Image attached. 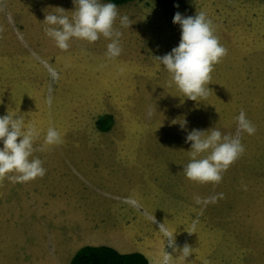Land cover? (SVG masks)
Segmentation results:
<instances>
[{
	"label": "rangeland",
	"instance_id": "1",
	"mask_svg": "<svg viewBox=\"0 0 264 264\" xmlns=\"http://www.w3.org/2000/svg\"><path fill=\"white\" fill-rule=\"evenodd\" d=\"M58 8L71 18L75 4L0 0V116L21 115L25 128L36 127L33 157L47 170L26 183L0 180V264H25L27 252L38 248L33 242L43 253L60 251L57 234L73 232V220L80 227L63 260L84 244L86 230L120 252H142L151 264H162L166 252L170 264H264V0L118 5L122 52L111 59L103 36L94 43L72 39L68 50L59 49L44 32L46 14ZM200 11L228 51L214 65L208 97L194 101L169 85L155 57L180 42L175 13ZM124 15L129 28L120 25ZM241 109L256 128L241 133L244 153L218 184L189 180L188 133L215 128L235 135ZM103 114L113 118L106 132L95 125ZM49 127L62 143L44 145ZM51 192L53 204L46 200ZM161 223L174 232L175 247ZM185 244L192 253L183 260Z\"/></svg>",
	"mask_w": 264,
	"mask_h": 264
},
{
	"label": "clouds",
	"instance_id": "2",
	"mask_svg": "<svg viewBox=\"0 0 264 264\" xmlns=\"http://www.w3.org/2000/svg\"><path fill=\"white\" fill-rule=\"evenodd\" d=\"M75 10L71 18L65 15L63 8L45 16V34L50 37L61 50H68L72 39L94 43L101 36L110 40L105 55L108 58L118 57L122 52L120 37L122 33L114 27L119 11L114 3H101V0H73ZM178 7V5H177ZM131 21L127 15L120 16L121 27L129 28ZM173 23L181 27V38L177 47L171 52L155 57L170 74L169 85L175 84L185 97L194 101L206 99L210 94L208 84L214 65L227 55L225 48L215 34L213 21L204 11L195 16L184 17L176 12ZM51 103V100H49ZM151 115V113H149ZM237 131L235 135L222 134L220 130L210 131L193 129L188 133L186 142L191 143L190 161L184 165L183 171L189 180L199 183H216L223 179L225 172L245 151L241 142V133L253 135L255 125L246 117L241 109L235 118ZM183 127V124H182ZM39 131L34 125L25 128L23 116L8 113L0 116V180L8 177L13 183H26L46 174L43 161L33 157L34 142L39 138ZM19 139V142L17 138ZM62 135L55 127H49L44 137V145L51 146L62 143ZM44 151L42 146L38 149ZM206 155H202L205 154ZM9 173L14 175L8 176ZM200 198L197 197V203ZM214 202V198H213ZM135 204V201H132ZM156 223L154 215L150 217ZM159 229L167 239L169 247H175L174 232L169 231L164 223ZM191 234L193 231H188ZM192 253V248L184 245L181 255L185 260ZM171 255L166 252L162 264H170ZM207 264V262H206Z\"/></svg>",
	"mask_w": 264,
	"mask_h": 264
},
{
	"label": "trees",
	"instance_id": "3",
	"mask_svg": "<svg viewBox=\"0 0 264 264\" xmlns=\"http://www.w3.org/2000/svg\"><path fill=\"white\" fill-rule=\"evenodd\" d=\"M116 6L135 0H101ZM178 2L180 0H158ZM112 115L103 114L95 120L97 129L106 132L112 125ZM67 264H151L146 255L139 251L120 252L107 244H85L76 249Z\"/></svg>",
	"mask_w": 264,
	"mask_h": 264
},
{
	"label": "crops",
	"instance_id": "4",
	"mask_svg": "<svg viewBox=\"0 0 264 264\" xmlns=\"http://www.w3.org/2000/svg\"><path fill=\"white\" fill-rule=\"evenodd\" d=\"M45 164L52 167V165L54 163H52V161H51V162H46ZM46 200H47V203L53 204L55 201L54 193L51 192L50 197ZM46 200H44V201H46ZM79 218L81 219V217H79ZM69 226L71 228H73V232L70 233V231H66L63 236H60L59 234H57L58 239H56L55 242L58 244L60 251L54 250V253L53 252L51 253L47 249V247H44V253H43V248L33 242L32 244L35 246H38V248H36V247L33 248L32 253L27 252V254H26L27 256L23 257L25 264H67L69 259L71 258V256L75 252V248L72 249V252L70 253V257H67V259H65V260H63L64 257L62 259V257L60 255H61V253L66 254L67 251L69 250V248L71 246H73L74 238L76 239V228L80 227L79 224L75 222V220H73V222H71V223L69 222ZM86 226L88 227V225H86ZM81 228L84 229L83 227H81ZM81 234H82V237H84L86 239L84 244H91V245L106 244V243H101L100 241L93 240L91 238V232L90 231L86 232V230H85V233H81ZM71 240H72V242H71ZM46 252L48 253V255L45 254Z\"/></svg>",
	"mask_w": 264,
	"mask_h": 264
}]
</instances>
